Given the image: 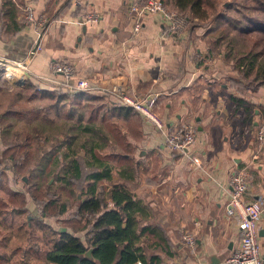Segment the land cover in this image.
<instances>
[{
  "label": "crops",
  "instance_id": "1",
  "mask_svg": "<svg viewBox=\"0 0 264 264\" xmlns=\"http://www.w3.org/2000/svg\"><path fill=\"white\" fill-rule=\"evenodd\" d=\"M128 4L0 0V59L25 62L40 40L41 52L29 61V78L50 85L39 77L51 76L55 59L69 60L81 76L99 78V89L84 93L104 99L97 106L109 113V121H123L127 131V123L141 119L128 136L137 173L130 188L149 207L148 222L162 231L173 257L161 250L155 253L163 264H226L240 238L238 222L226 214L232 173L249 172L247 200L264 195V146L255 138L264 122V84L248 89L243 80L235 81L227 50H205L210 45L204 28L190 33L187 44L165 34L160 16L153 15L133 36ZM28 5L38 16L48 17L41 33L25 23ZM90 14H97L98 21L87 23ZM116 88L143 97L160 94L158 111L167 127L195 126L196 143L184 154L167 148L153 124L102 90ZM185 233L195 236L194 250L185 244ZM259 240L264 264V216Z\"/></svg>",
  "mask_w": 264,
  "mask_h": 264
},
{
  "label": "trees",
  "instance_id": "2",
  "mask_svg": "<svg viewBox=\"0 0 264 264\" xmlns=\"http://www.w3.org/2000/svg\"><path fill=\"white\" fill-rule=\"evenodd\" d=\"M164 1L194 20L212 21L204 0ZM234 7L231 17L226 15L231 7L226 14H217L215 28L196 23L190 33L204 28L209 39L215 38L208 49L213 53L216 46L225 45L235 81L243 80L246 88L255 89L264 84V0H240ZM23 88L30 91L26 102L49 100L50 106L36 110L31 118L13 107L0 115L2 154L12 161L0 173V193L6 195H0V218L6 221L7 216L27 214L30 199L38 212L36 224L27 220V231L31 237L43 234V239L39 234L31 238L36 241L31 249L37 253L43 245L38 242L45 243L46 264H163L157 250L173 257L162 231L148 222L149 207L131 191L130 182L137 177L133 151L127 147L120 152L111 145L116 134L110 115L93 105L103 98L84 92L67 94L32 78ZM21 120L25 124L19 128ZM33 145H37L34 151ZM8 169L26 175V192L1 182ZM54 217L63 225L60 230L45 223ZM2 249L0 264H9L8 252Z\"/></svg>",
  "mask_w": 264,
  "mask_h": 264
},
{
  "label": "built area",
  "instance_id": "3",
  "mask_svg": "<svg viewBox=\"0 0 264 264\" xmlns=\"http://www.w3.org/2000/svg\"><path fill=\"white\" fill-rule=\"evenodd\" d=\"M25 23L29 26H37L41 33L48 24L46 16H38L32 5L25 9ZM128 14L132 22V34H140L144 28L145 20L153 15L160 16L164 33L184 41L188 37L189 21L175 7H168L163 0H129ZM97 14H90L86 18L87 23L98 21ZM42 34H39L41 37ZM40 40L29 51L25 62L10 63L0 59V69L5 70L6 75L10 66L23 72L22 77H27L29 61L41 52ZM50 77H39L54 85L64 93L96 92L99 89L96 76H81L77 67L66 59H55L50 65ZM115 95L120 105L139 113L145 120L152 123L163 135L164 144L172 151L185 153L196 143L197 131L191 124L181 125L170 129L160 115L158 108L161 96L154 93L148 96H140L131 93L127 89H102ZM259 145L264 146V122L258 126L255 135ZM250 175L245 169L232 173L230 177L229 202L226 214L235 219L239 225V243L231 255L226 259V264H263L261 246L259 240L260 223L264 216V195L256 199L247 200L246 195L250 190ZM185 244L192 250L197 246L196 238L191 233L183 236Z\"/></svg>",
  "mask_w": 264,
  "mask_h": 264
},
{
  "label": "rangeland",
  "instance_id": "4",
  "mask_svg": "<svg viewBox=\"0 0 264 264\" xmlns=\"http://www.w3.org/2000/svg\"><path fill=\"white\" fill-rule=\"evenodd\" d=\"M164 1V0H163ZM205 8L208 10L210 14V20L212 21H204L201 22L199 20H194L190 17V14L188 13H181L182 16H184L188 21V36L190 37V30L191 27L194 26L196 23L200 24L202 27L206 28H215L216 22L219 20L218 15L220 13H225L229 10L231 7L230 13H227V17H231V14H235V7L234 4L237 1L240 0H204ZM165 2V1H164ZM166 3V2H165ZM168 7H174L172 4L166 3ZM217 15V16H216ZM47 17V16H46ZM48 19V17H47ZM224 24L228 27H232L228 21L224 22ZM223 24V26H224ZM198 30V31H197ZM195 32H202L200 28H196ZM251 36V35H250ZM185 43L190 44V39L186 37L184 40ZM210 42H215V38L213 40L208 38V42L210 45ZM212 46H210L211 48ZM196 48H194L195 50ZM206 48L205 50H208ZM219 50H226L225 45L222 46H216L215 52H218ZM230 60V59H229ZM27 81H30V78L27 77H21L20 75L17 77L6 75L5 70L0 69V115L10 107H13L15 110H19L22 113L23 116H28V118H31V115L39 109H45L48 106H50L49 100H37L35 98H32L30 101L26 102L27 94L30 91H24V85L27 83ZM40 85V83H39ZM41 87V86H40ZM22 96V98H20ZM90 105L92 103H89ZM84 105V103H83ZM94 107H97V102L93 104ZM94 107L89 109V112L92 113L94 110ZM52 117H55L54 110H51ZM102 112H104L102 110ZM43 115V114H42ZM25 121V120H24ZM21 120V124L18 125V127H23L25 122ZM141 119L138 117H135L131 123L126 124V130L125 131L122 126L125 125L123 121L111 119L110 123L114 128V134L112 137V144H115V146L119 149L118 151L124 152V149L127 148L129 144L128 136L132 135V132L134 133L135 128L140 124ZM116 122V123H114ZM263 123V122H262ZM152 124V123H151ZM129 125V126H127ZM132 131V132H131ZM3 137L0 135V173L1 171L5 170L7 167L12 166L11 159H6L4 155L2 154L4 150V146L2 144ZM41 145H43V142H40ZM37 148V145H33L32 150L34 151ZM109 149V148H108ZM109 150H107V153ZM8 177H2L1 182L5 186H9L12 190H18L22 192H26L27 186V177L24 175V173L20 172L15 174L14 169H8ZM26 181V182H25ZM0 195L4 198V193H0ZM62 202L67 201L64 198H61ZM69 203H71L70 200H68ZM28 208L30 211L27 212V214L24 215H17V216H7L6 221H4L2 218H0V252H2V248L5 247L6 251L8 252V262L9 264H45L44 262V256L45 252L47 250V245L45 243H39V245H42V248L38 250V252H33L32 246L35 245V240H32L36 238L37 234L40 235V237L43 239L42 232L36 234L35 237H31L30 233L27 231L28 225L26 224L27 220L29 219L32 221L33 224H36V218L37 215V207L34 205L33 202L28 201ZM74 208L70 209V211H73ZM45 223L47 226L53 228V229H60L62 228V223L59 220V218L54 217L51 219H45ZM11 225V229L9 228ZM20 225L24 226L21 230H19L18 227ZM12 230L16 232V236L13 235ZM49 230V229H47ZM27 231V232H26ZM4 236L7 237V240L4 239ZM83 236V234L81 235ZM32 238V239H31Z\"/></svg>",
  "mask_w": 264,
  "mask_h": 264
},
{
  "label": "bare ground",
  "instance_id": "5",
  "mask_svg": "<svg viewBox=\"0 0 264 264\" xmlns=\"http://www.w3.org/2000/svg\"><path fill=\"white\" fill-rule=\"evenodd\" d=\"M7 72L9 74V76H13V77L19 76L18 70L13 68L12 66H10V68L8 69Z\"/></svg>",
  "mask_w": 264,
  "mask_h": 264
}]
</instances>
